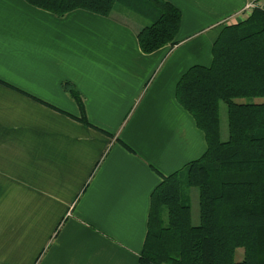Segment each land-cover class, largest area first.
<instances>
[{"label": "crops", "instance_id": "1", "mask_svg": "<svg viewBox=\"0 0 264 264\" xmlns=\"http://www.w3.org/2000/svg\"><path fill=\"white\" fill-rule=\"evenodd\" d=\"M165 1L182 14L178 37L144 54L137 35L153 18L125 5L57 17L0 0V264H138L154 190L207 150L177 82L211 66L226 26L264 10Z\"/></svg>", "mask_w": 264, "mask_h": 264}, {"label": "trees", "instance_id": "2", "mask_svg": "<svg viewBox=\"0 0 264 264\" xmlns=\"http://www.w3.org/2000/svg\"><path fill=\"white\" fill-rule=\"evenodd\" d=\"M25 1L57 17L75 10L108 17L119 6L130 7L153 18L137 35L144 54L174 44L182 22L180 10L165 0ZM212 57L210 67H190L176 85V98L204 133L207 150L154 190L138 264H264V103L253 101L264 98V10L226 26ZM63 88L77 103L80 122L92 127L80 92L71 82ZM221 102L228 108L227 140ZM193 188L198 225L192 223ZM239 248L244 258L238 261Z\"/></svg>", "mask_w": 264, "mask_h": 264}, {"label": "rangeland", "instance_id": "3", "mask_svg": "<svg viewBox=\"0 0 264 264\" xmlns=\"http://www.w3.org/2000/svg\"><path fill=\"white\" fill-rule=\"evenodd\" d=\"M116 9H120L123 13L125 8L119 6ZM132 20H139L138 17L131 14ZM247 100H239L238 102H246ZM256 103H264V98L262 99H254L253 100ZM220 119H221V135L223 140H227L229 136L228 131V108L227 105L223 102L220 103ZM185 176V175H184ZM190 201L192 205V223L194 225H198L200 221V215H199V199H198V192L195 188L191 189L190 192ZM244 258V250L242 248H239L236 251V260H242Z\"/></svg>", "mask_w": 264, "mask_h": 264}, {"label": "built area", "instance_id": "4", "mask_svg": "<svg viewBox=\"0 0 264 264\" xmlns=\"http://www.w3.org/2000/svg\"><path fill=\"white\" fill-rule=\"evenodd\" d=\"M256 6H257L256 3L251 2V3H249V4L246 6L245 10L248 12L249 10H253V9H255Z\"/></svg>", "mask_w": 264, "mask_h": 264}]
</instances>
